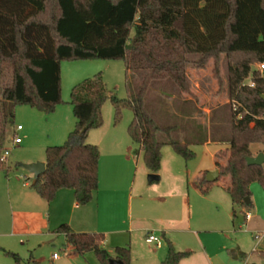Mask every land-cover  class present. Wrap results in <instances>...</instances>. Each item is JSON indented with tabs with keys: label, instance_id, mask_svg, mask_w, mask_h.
I'll use <instances>...</instances> for the list:
<instances>
[{
	"label": "trees",
	"instance_id": "16d2710c",
	"mask_svg": "<svg viewBox=\"0 0 264 264\" xmlns=\"http://www.w3.org/2000/svg\"><path fill=\"white\" fill-rule=\"evenodd\" d=\"M221 54L234 59L227 67L231 131L219 140L228 144L226 153L218 155L226 163L217 161L219 176L209 182L203 173L198 187L206 193L222 181L232 200L233 220L237 213L245 220V211L252 207L250 185L257 182L264 189V163L246 161L252 143L264 146V68L259 72L250 67L264 63V0H0V152L13 135L16 105L51 114L64 103L61 61L106 58L123 60L127 97L109 91L100 72L75 84L69 94L74 127L64 143L45 148L46 171L32 188L47 201L58 189L71 188L80 205L88 204L99 186L100 151L86 139L88 130L101 127L107 99L115 123L122 107L133 113L126 130L150 172L160 169L165 145L190 160L193 145L217 139L195 121L200 110L193 100L183 97L195 95L187 69L203 68ZM249 73L253 86L243 84ZM133 78H138L137 85ZM160 83L170 85L181 102L171 112L178 118L171 124L160 123L148 107L149 90L164 92ZM158 100L164 109V100ZM56 231L79 254L92 251L100 264H110V258L130 263L129 247L116 246L112 256L102 246L101 233L74 232L66 224ZM166 245L160 264H178L190 255L169 240ZM3 251L21 264L20 256Z\"/></svg>",
	"mask_w": 264,
	"mask_h": 264
},
{
	"label": "crops",
	"instance_id": "0c3cea01",
	"mask_svg": "<svg viewBox=\"0 0 264 264\" xmlns=\"http://www.w3.org/2000/svg\"><path fill=\"white\" fill-rule=\"evenodd\" d=\"M83 77L85 76H82V80L85 79ZM68 100L64 98V103L57 105L51 114H44L30 106H16L15 125L20 124L18 122L20 118H28L29 127L24 131V125L20 124L22 126L20 130L26 133L25 137L31 144L36 139L37 147L44 151V157L32 153L22 157V162L45 163V148L65 142L76 122L72 104ZM15 128L13 124V135L9 140L15 135ZM88 131L86 141L95 143L102 152L105 149V154L100 157L102 171L100 176L98 174V189L86 205H80L75 200L71 188L58 189L53 200L47 201L32 188V174L26 176V181L20 182V179H23L22 175L10 173L8 167L4 171L0 166V264L15 263L3 249L20 256L21 264L40 262L41 250L45 247L51 250L50 244L54 245L58 237H63L69 250L67 255L59 254L55 259L52 257L53 264H89L85 260L86 254L76 252L74 247L67 243L66 237L56 231L61 224L68 225L74 232L103 234L102 246L105 248L109 244L110 247L106 251L112 256L115 255L116 246H128L131 252L129 264H160L167 254V240L176 250L190 252V255L182 258L178 264H242L241 259L248 257L240 238L231 232L226 224L227 218L223 212L228 206L231 209L229 218L232 224L234 220L232 200L223 188L222 181L214 182L206 193H202L198 187V179L203 173L218 169L217 161L226 163L218 155L226 153L228 144L209 140L203 144L193 145L202 147H208L211 143L225 145L214 149L210 154V162L205 165L188 163L189 160H184L171 146L170 150L165 145L161 150L160 169L153 173L146 168L142 158H139L142 152L135 154L130 136L128 140L122 132L101 127ZM150 173L158 175V180H146L145 176ZM132 175L133 179L129 181L128 178ZM164 177L165 179L161 181ZM215 186L224 189L229 201L218 191H213ZM142 187L148 192L145 200L141 199L138 193ZM122 193H125V213L129 212L126 217H123L119 206ZM136 196L138 198L134 222L132 213ZM206 200L215 201L218 209L216 214L208 215L200 211V204L203 205ZM251 201L253 207L252 197ZM144 210L151 215V226L138 224ZM250 214L249 219L244 220L247 223L245 232H251L253 238L255 233L263 235L264 231L253 229L259 225L258 214L256 211ZM211 228L215 234L212 238L208 233ZM148 233L155 234L160 239L158 246L146 240ZM263 239L264 236L258 243L255 241L253 248L259 247Z\"/></svg>",
	"mask_w": 264,
	"mask_h": 264
},
{
	"label": "rangeland",
	"instance_id": "374dc122",
	"mask_svg": "<svg viewBox=\"0 0 264 264\" xmlns=\"http://www.w3.org/2000/svg\"><path fill=\"white\" fill-rule=\"evenodd\" d=\"M234 59L229 60L228 57H226L224 54H221L218 56V59L214 60L213 58L210 59L206 66L203 68L198 67H189L187 69V75L189 76L190 83H191V92H193L195 95H183L186 99H192L195 106L200 110V112H197L195 116V121L198 124H201L204 128L207 129V133L212 135L215 139L218 141L221 139V137H227V135L230 134L231 128L230 126V99L227 92V67L229 62H233ZM260 64L253 62L251 63L250 67L253 70H257ZM100 72L102 78H104L106 87L109 91L113 92V94L117 95V97L125 98L126 95V87H125V77H124V62L121 59H84V60H63L60 63V79H61V96L64 99L70 100V91L71 88L82 81V76L85 77H91L92 75ZM86 73V74H85ZM85 74V75H84ZM83 77V78H85ZM245 82H248V79H245ZM133 84H138V78H133ZM160 87L164 92H159L158 90H149L148 94V107L151 111H153V114L155 118L160 123H174L178 120V118L171 112H173V109L177 106L181 105V102L177 99L176 94L172 93L170 89V85L166 86L164 83H160ZM171 93V96H167L166 94ZM164 100V106H162L165 110L170 111L171 114H169L167 111H164L160 107V102L158 99ZM68 100V102H69ZM67 102V103H68ZM70 103V102H69ZM71 104V103H70ZM16 106H28V105H16ZM15 106V109H16ZM30 108V107H26ZM121 116L120 119L115 123L114 122V108L110 102L109 99H107L101 108L103 123L101 125V129L107 128L109 130H116L119 131V133H123L126 138L129 139V135H127V125L131 121L133 117V113L130 111L128 107H122L121 110ZM16 116L14 119V126L17 123ZM16 121V122H15ZM28 118L23 119L20 118L18 122H20L21 125H24V131L29 126L27 123ZM100 128V127H99ZM24 131L18 130L15 132V135L20 136L23 139V142L17 146H14L12 144L13 137L6 142V145L4 148H8L10 151V154L7 158V164L8 168H10V173H18L22 176H28L29 172L25 170L24 168H21L19 166L22 162V157L27 156L29 154H40V156L44 157V151L39 149L37 147V141L34 139V142L31 144L30 140H28L25 137ZM32 132H34L32 130ZM205 134V131H203ZM202 134V133H201ZM88 142V141H86ZM92 143V142H89ZM95 144V143H93ZM96 145V144H95ZM222 146H225L223 144H209L208 147L206 146H193L194 150V156L192 159L188 161V163H203L205 165L206 163L210 162V154L211 152L216 148H222ZM98 147V146H97ZM132 147L135 148V150H138L137 145L132 144ZM167 148L171 147L166 146ZM165 147V148H166ZM251 150V156H256L259 153H262L264 150L263 144L258 143H252L250 145ZM100 156L98 161V174L100 176L102 171V165H101V158L105 154V149H103V152L99 148ZM141 153V152H140ZM224 153V152H223ZM101 157V158H100ZM140 159L142 158L140 154ZM139 159V160H140ZM221 159L225 160L223 157ZM10 161V162H9ZM4 168V167H2ZM5 171V168H4ZM21 176V177H22ZM133 176H129L128 180L130 181L133 179ZM20 177V178H21ZM145 179L147 180V175L145 176ZM165 179L162 178L161 181ZM226 182L228 181L227 178L224 179ZM20 182H23V179H20ZM131 186V185H130ZM213 191H218L220 195L225 197L227 201H229V197L225 193L224 189L221 186H215L213 188ZM251 196L253 200V207L249 208L248 210L253 213L256 211L258 214V223L259 225L253 227L254 231L263 232L264 231V189L260 186L259 183L254 182L251 185ZM135 190L133 189L132 194H134ZM139 195H141V199H146L148 196V192L146 188L142 187L140 192H138ZM121 195V194H120ZM138 197H135L134 200V210L132 213V217L134 222H136L135 219V206ZM213 200V199H212ZM215 201L209 202L206 200L203 205L200 204L199 208L200 211L204 212L205 214L211 215L216 214L218 212V209L215 206ZM125 193L120 196V211L123 213V217H126L129 212L127 211L125 213ZM229 204V202H228ZM199 205V204H198ZM195 206V203H194ZM204 208L203 210L201 208ZM142 219L138 223L139 225L145 224L148 226H151L152 224V218L150 217V214H147V212L144 210L142 211ZM146 212V213H145ZM226 216V224L231 229V232H233L237 237L240 238L241 244L244 249H246V252L248 253V257L241 259V263L243 264L245 261L248 264H264V239L261 241V244L256 249L253 248V245L255 243V239L253 238V235L251 232L247 231L245 232V229L247 228V223L244 221L243 215L237 213V217L235 218L233 224L231 218H229V213H231V209L228 206L227 209L223 212ZM128 219V218H126ZM241 225V228L239 226ZM213 228V227H212ZM211 228V229H212ZM209 236L212 238L215 236L213 229L209 230ZM67 244L64 241L63 237H58L54 243V245L49 246L51 250H49L47 247L43 248L41 250V260L40 262H33L31 261L30 264H53V255L54 253L67 255L65 254L64 250L66 249ZM110 247L109 244L105 246V249ZM85 260L89 262V264H100L95 254L90 251L89 253H85ZM24 264H27L26 262Z\"/></svg>",
	"mask_w": 264,
	"mask_h": 264
},
{
	"label": "water",
	"instance_id": "95a60500",
	"mask_svg": "<svg viewBox=\"0 0 264 264\" xmlns=\"http://www.w3.org/2000/svg\"><path fill=\"white\" fill-rule=\"evenodd\" d=\"M261 97L264 100V93L261 94ZM246 161L248 165H263L264 163L263 152L259 153L256 156H247ZM19 166L27 170L30 174H32V182H31L32 185L35 183L39 175L43 174L46 171L45 163L43 161L20 163ZM218 176H219V170L215 169L210 172H207L205 175V179L210 182V181H214ZM158 178L159 176L153 173L147 175L148 181H153V180L157 181ZM109 263L123 264V262L120 259H116V258H110Z\"/></svg>",
	"mask_w": 264,
	"mask_h": 264
},
{
	"label": "built area",
	"instance_id": "2783aa9c",
	"mask_svg": "<svg viewBox=\"0 0 264 264\" xmlns=\"http://www.w3.org/2000/svg\"><path fill=\"white\" fill-rule=\"evenodd\" d=\"M263 68H264V63H260V65H259V67H258L257 70L260 72V71L263 70ZM251 76H252V74L249 73V76L247 78H245V79H248V82H245L246 80H244L243 81V84H247L249 86H253L254 84H253V82L251 80ZM237 107H238V104L236 102H233L232 101V109L237 110ZM238 117H240V114H238ZM21 128H22V126L20 124L16 125L15 132L17 130H20ZM21 141H22V138L20 136L14 135V137L12 139V143H13L14 146H17L18 144H20ZM9 154H10V151H9L8 148H3L1 150V152H0V166L1 167H4V168H7L8 167L7 158L9 156ZM23 180L26 181L27 178L25 176H23ZM245 214H246V216H245L246 220L249 219V217L251 216L250 212L249 211H246ZM262 236H264V234L263 235H260L258 233H255L254 239H255L256 243H258V241H260V239L262 238ZM146 240L148 242H154V243H156L157 246L160 244V239L155 234H152V233H148V235L146 237ZM68 250H69V248L66 247V249L64 250L65 254L68 253ZM52 255H53V258L54 259L59 256V254H57V253H54ZM244 264H248V263L247 262H244Z\"/></svg>",
	"mask_w": 264,
	"mask_h": 264
}]
</instances>
